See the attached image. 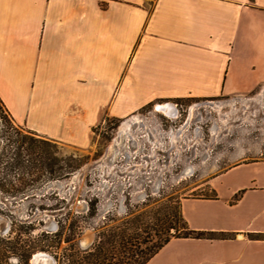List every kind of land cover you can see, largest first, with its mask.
<instances>
[{"label":"crops","instance_id":"crops-1","mask_svg":"<svg viewBox=\"0 0 264 264\" xmlns=\"http://www.w3.org/2000/svg\"><path fill=\"white\" fill-rule=\"evenodd\" d=\"M264 85V0H0V100L18 125L90 147L106 118ZM185 195L190 229L145 264H264V159Z\"/></svg>","mask_w":264,"mask_h":264},{"label":"rangeland","instance_id":"rangeland-1","mask_svg":"<svg viewBox=\"0 0 264 264\" xmlns=\"http://www.w3.org/2000/svg\"><path fill=\"white\" fill-rule=\"evenodd\" d=\"M167 102L177 104V115L168 114L175 117L157 112L161 111L159 104L155 110V104ZM133 115L139 121H132ZM129 118L127 133L120 132L126 119L106 118L94 129L90 147L61 143L50 147L62 158L61 164L74 170L66 177L36 184L27 192L30 197L21 196L12 209L21 219L33 221L30 237L42 230L56 231L57 218L69 211L65 226L74 222L77 234L65 241V227L57 250L70 243L75 244L72 250H82L112 226H130L127 231L131 233L133 221L140 216V225L148 228V233L140 231L145 241L141 247L151 246L168 235L165 225L183 223L181 197L210 195L208 180L212 175L237 163L264 159V88L242 95L158 101ZM133 125L139 128L135 130ZM0 217L9 226L7 218ZM173 233L174 228L169 234ZM182 233L184 230L176 231ZM38 251L43 250L33 253ZM8 261L14 263L16 258Z\"/></svg>","mask_w":264,"mask_h":264},{"label":"trees","instance_id":"trees-1","mask_svg":"<svg viewBox=\"0 0 264 264\" xmlns=\"http://www.w3.org/2000/svg\"><path fill=\"white\" fill-rule=\"evenodd\" d=\"M56 143L14 123L0 100V215L9 221L7 233L0 235V264H28L36 250L51 253L59 264H145L172 236L213 235L212 232L190 229L180 212L183 223L165 225L163 229L168 235L154 245L141 247L145 241L140 231L148 233V228L140 225V216H137L131 233L127 231L130 226L115 225L99 232L93 244L86 249L72 250L75 244L70 243L59 252L57 249L66 227L67 211L57 218L56 231L42 230L36 237H30L33 221L29 217L21 219L12 209L21 202V196L25 199L30 197L27 192L36 184L66 177L74 170L69 164H61L62 158L50 149ZM91 205L94 211L92 200ZM66 228L64 240L68 242L77 234L78 225L71 221ZM172 228L175 233L169 234ZM180 230L184 233L176 234ZM10 257H15L16 261L11 263L8 261Z\"/></svg>","mask_w":264,"mask_h":264},{"label":"bare ground","instance_id":"bare-ground-1","mask_svg":"<svg viewBox=\"0 0 264 264\" xmlns=\"http://www.w3.org/2000/svg\"><path fill=\"white\" fill-rule=\"evenodd\" d=\"M263 90V89H262ZM261 90V91H262ZM159 104V105H158ZM157 105H158V109H160L161 111H157ZM217 107H219V104H216ZM155 110L157 112H160V113H163L169 117H175L177 114H176V111H177V108L176 106L173 104V103H170V102H167V103H157L155 104ZM192 110V108H191ZM163 111V112H162ZM165 112V113H164ZM167 113V114H166ZM168 114H176L175 116L174 115H168ZM193 114L192 111L190 112V115ZM132 121H139V117L137 115H133L131 117ZM131 119H126V120H123L122 124H121V130L120 132H123V133H127L129 130H130V126H131ZM180 128V127H179ZM178 128V129H179ZM177 131V130H176ZM171 134V133H170ZM176 139V137L174 138ZM190 168L188 167L186 172L189 173L190 172ZM41 263L40 264H47L48 263V259L47 257L45 256H41ZM34 264H37V260L34 262Z\"/></svg>","mask_w":264,"mask_h":264},{"label":"water","instance_id":"water-1","mask_svg":"<svg viewBox=\"0 0 264 264\" xmlns=\"http://www.w3.org/2000/svg\"><path fill=\"white\" fill-rule=\"evenodd\" d=\"M8 229H9L8 222L0 217V235L7 233ZM41 256L47 257L48 259L47 264H56L54 257L44 251H38L33 253L29 259V264H34L36 260H37V264H40L42 260Z\"/></svg>","mask_w":264,"mask_h":264},{"label":"built area","instance_id":"built-area-1","mask_svg":"<svg viewBox=\"0 0 264 264\" xmlns=\"http://www.w3.org/2000/svg\"><path fill=\"white\" fill-rule=\"evenodd\" d=\"M264 88V85L261 87V90ZM175 106L177 107V104H175ZM164 115V114H163ZM165 116V115H164ZM167 117V116H166ZM168 118H170V117H168ZM126 119H128V117L126 118ZM133 127H135L136 129L135 130H137V128H139V126H135V125H133ZM146 130H148V127L146 126ZM170 131H172V130H170ZM148 132H149V130H148ZM148 132H147V134H148ZM152 132H150V134H151ZM134 138H136L135 136L134 137H132V139H134ZM146 138L148 139L149 138V136H147L146 135ZM135 140V139H134Z\"/></svg>","mask_w":264,"mask_h":264}]
</instances>
